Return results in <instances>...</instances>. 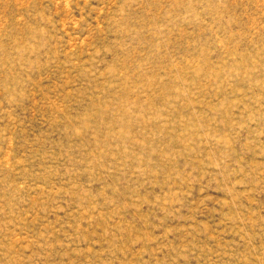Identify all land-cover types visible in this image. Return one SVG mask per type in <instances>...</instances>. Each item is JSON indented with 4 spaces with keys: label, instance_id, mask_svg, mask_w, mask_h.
Here are the masks:
<instances>
[{
    "label": "rangeland",
    "instance_id": "obj_1",
    "mask_svg": "<svg viewBox=\"0 0 264 264\" xmlns=\"http://www.w3.org/2000/svg\"><path fill=\"white\" fill-rule=\"evenodd\" d=\"M0 264H264V0H0Z\"/></svg>",
    "mask_w": 264,
    "mask_h": 264
}]
</instances>
